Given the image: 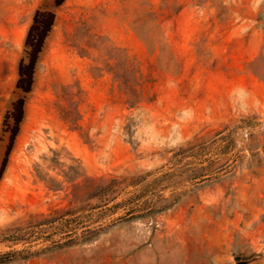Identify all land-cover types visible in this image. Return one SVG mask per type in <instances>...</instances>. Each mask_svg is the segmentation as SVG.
<instances>
[{
    "label": "rangeland",
    "instance_id": "obj_1",
    "mask_svg": "<svg viewBox=\"0 0 264 264\" xmlns=\"http://www.w3.org/2000/svg\"><path fill=\"white\" fill-rule=\"evenodd\" d=\"M0 255L264 264V0H0Z\"/></svg>",
    "mask_w": 264,
    "mask_h": 264
},
{
    "label": "trees",
    "instance_id": "obj_2",
    "mask_svg": "<svg viewBox=\"0 0 264 264\" xmlns=\"http://www.w3.org/2000/svg\"><path fill=\"white\" fill-rule=\"evenodd\" d=\"M53 25V13L50 12L48 9H37L34 16L32 24L30 25L28 32L25 37L24 41V47H25V53H30L29 62H25L24 57L22 56L19 64H18V78L16 81V90L21 91L23 93H26L27 91H30L32 81H33V72L35 69V64L38 59L39 54L41 53L43 47H44V38L46 34L49 32L51 26ZM16 110L17 113L13 115L15 119V132L13 135H16L19 123L21 121L22 112H23V102L21 98V102H12V107L8 110V116L9 114H12V112ZM19 113V114H18ZM91 184L86 186L85 190V199H91L94 197H102L107 193V191L110 188L109 183H107V179H90ZM65 211H63L64 213ZM66 213V212H65ZM54 216L44 217L40 220H38L35 225H47L49 223H52L54 221ZM12 238H9V241H12L14 243L24 241L25 238H22L21 236H11ZM5 255V254H4ZM4 255H0V264L5 263L9 261V259L4 258Z\"/></svg>",
    "mask_w": 264,
    "mask_h": 264
}]
</instances>
